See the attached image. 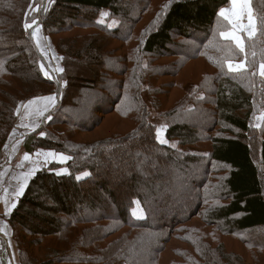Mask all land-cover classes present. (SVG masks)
Returning a JSON list of instances; mask_svg holds the SVG:
<instances>
[{"label":"trees","instance_id":"1","mask_svg":"<svg viewBox=\"0 0 264 264\" xmlns=\"http://www.w3.org/2000/svg\"><path fill=\"white\" fill-rule=\"evenodd\" d=\"M37 4L0 0V154L20 104L55 95L22 148L68 160L38 170L7 218L17 264H264V0H249L243 51L221 38L231 0ZM103 11L118 25L100 24ZM33 22L60 59L55 78ZM139 155L150 161L137 170Z\"/></svg>","mask_w":264,"mask_h":264},{"label":"rangeland","instance_id":"2","mask_svg":"<svg viewBox=\"0 0 264 264\" xmlns=\"http://www.w3.org/2000/svg\"><path fill=\"white\" fill-rule=\"evenodd\" d=\"M49 3L50 0H39V4H37V6L32 10V12L37 13L44 10L45 7L49 5ZM241 8H242V14H240L239 18L237 19V16L234 13H240ZM223 10H226L228 12V18L222 16L221 17L224 20H226L229 24H231L232 29L228 32L222 33L221 38L225 39V36H227L228 34H234L240 38L241 44L244 49L243 36L251 37L254 34V30H255L253 28V26L255 27V22L251 15L249 0H247L246 7L243 6V4H241L236 9H233V5H230L227 8H223ZM249 15L251 16V21H252L251 25L249 23ZM99 23L106 24L110 28H113L118 25V22L116 20H110L108 18L107 11L101 12V15L99 17ZM28 28H31L33 39L40 53L44 57L45 64L41 67L43 74L47 78H55L61 72L59 57L52 49L49 41L45 38L42 31V27L40 25L36 24V22H33L28 26ZM250 31L252 32L251 36L249 35ZM226 40H229L232 43L234 42L233 39L231 38H226ZM238 49L241 50V48ZM229 64H232L234 67L236 65H242V67L239 68V70H229L228 68V70L231 72H238L244 69V63H237V62L228 63L227 67ZM258 74L260 75L261 78L264 79V76L261 75V67L258 70ZM188 91L192 92L193 88H189ZM49 96L53 97L55 95H49ZM49 98L36 95L35 97L29 98L25 102L20 104V106L16 111V116H17L16 124L14 126V129L10 132L9 137L7 138V141L0 154V217H2L0 218V234H2L1 235L2 240L0 239V246L2 247V242L4 241L3 243H5L6 245L7 248L6 250L9 256L10 264H17L18 256H17L15 243L10 235L11 230L9 226H4L6 225L5 222L7 220L6 217H8V215L10 214L17 198L23 194L30 180L29 179L30 176L32 178V176L38 170H41L42 168L46 167L51 163L65 165L66 161L68 160L65 155L57 154L52 151L38 150L33 154H27L22 148V142L24 137L28 135L30 132H33L41 127L44 121L43 118L49 113V112L47 113V111L51 110V108L53 107V103L51 104L49 103ZM44 105L46 106V108L42 109L43 111H41L40 113H36L35 115L32 116L30 111H36L35 109L40 108V106L42 107ZM151 115H152V122L157 127L156 128L157 140L160 144L166 145L167 144V141L165 139L166 126L162 124V121L155 113ZM27 117H29V119ZM262 119H263V113L257 114L253 119V125L257 127L260 126ZM53 130L61 132L62 128L57 126L54 127ZM158 133H159V137H158ZM148 161H150L149 155H146V157L142 155L140 157L139 155L136 161L138 164L136 169L140 170V166L143 167L144 164L147 165ZM64 171H65L64 168H60L58 170V173ZM117 171L118 170H116L114 174L111 173L113 178L120 177ZM84 177L85 176H82L81 178ZM10 179L16 180L17 182L14 183L13 180L10 181ZM181 194L183 197L185 195L187 196L185 192ZM132 214L136 218H141L143 216L142 210L138 203H135V207L132 211ZM258 232L259 231H257L256 234H258ZM11 254L12 257L14 254V259H12Z\"/></svg>","mask_w":264,"mask_h":264},{"label":"snow or ice","instance_id":"3","mask_svg":"<svg viewBox=\"0 0 264 264\" xmlns=\"http://www.w3.org/2000/svg\"><path fill=\"white\" fill-rule=\"evenodd\" d=\"M231 3L233 5V9H236L237 7H239L241 4H243V6H247V0H231ZM237 16V19L239 18V15L242 14V8H241V12L240 13H234ZM220 16L228 18V12L226 10H221L219 13ZM249 23L250 25L252 24L251 21V16L249 15ZM28 27V25H26V28ZM254 28V26H253ZM249 35H252V32H249ZM225 38H231L233 40L236 41L237 45L240 46L241 51H243V46L241 44L240 38L234 34H228L227 36H225ZM242 65H236L235 67L232 64L228 65L229 70H239V68H241ZM261 75L264 76V65H261ZM55 101V96L49 98V103L51 104L52 102ZM158 137H159V133H158ZM55 155V154H53Z\"/></svg>","mask_w":264,"mask_h":264},{"label":"crops","instance_id":"4","mask_svg":"<svg viewBox=\"0 0 264 264\" xmlns=\"http://www.w3.org/2000/svg\"><path fill=\"white\" fill-rule=\"evenodd\" d=\"M231 5H232V3H231ZM225 39H226V38H225ZM229 40H230V39H229ZM233 41H234V42H233L234 45H235L237 48H240V47L237 45L236 41H235V40H233ZM49 97H51V96H47V97H45V98H49ZM55 102H56V100H55L54 102H52V103H53V107H54V105H55ZM53 107H52V108H53ZM45 108H46L45 105L42 106V107L40 106V108L35 109L36 111H30V113H31L32 116H33V115H35L36 113H40L41 111H43L42 109H45ZM52 108H51V110H52ZM51 110H48L47 113L50 112ZM47 113H46V114H47ZM46 114H45V115H46ZM45 115H44V116H45ZM44 116H43V117H44ZM27 118L29 119V117H27ZM25 119H26V118H25ZM64 172H65V171H64ZM64 172H61V173H59V174H63ZM29 179H31V176L29 177ZM12 180H13V179H10V181H12ZM13 182L16 183L17 181H16V180H13ZM8 216H9V215H8ZM0 218H2V217H0ZM6 218H8V217H6ZM5 222H6V225H4V226H8V225H7V220H6ZM1 235H2V234H0V239H2V236H1ZM10 235H11V233H10ZM10 246H11V245H10ZM13 250H14V249H13ZM11 257H12V254H11ZM12 259H14V254H13ZM11 262H12V261H11ZM8 263H9V256H8ZM9 264H10V263H9Z\"/></svg>","mask_w":264,"mask_h":264}]
</instances>
